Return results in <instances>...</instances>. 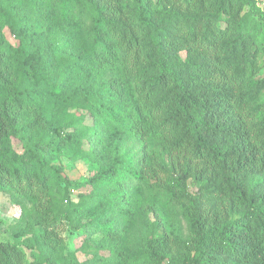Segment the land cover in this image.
I'll return each instance as SVG.
<instances>
[{
	"label": "trees",
	"instance_id": "16d2710c",
	"mask_svg": "<svg viewBox=\"0 0 264 264\" xmlns=\"http://www.w3.org/2000/svg\"><path fill=\"white\" fill-rule=\"evenodd\" d=\"M73 1L90 21V47L83 60L50 53L64 73L58 85L41 77L42 53L27 47L26 32L0 6V192L28 202L42 243L30 259L21 243L0 240V264H77L61 253L62 233L85 227H99L122 264H264V15L245 21L250 0ZM43 97L84 110L115 140L113 160L89 181L116 191L97 196L105 206L93 218L71 201L75 184L50 164L52 151L81 147L85 118L54 127ZM125 139L138 141L136 161L121 149ZM126 176L146 188L140 208L153 217L133 260L119 233L100 223L119 201L132 215Z\"/></svg>",
	"mask_w": 264,
	"mask_h": 264
},
{
	"label": "rangeland",
	"instance_id": "374dc122",
	"mask_svg": "<svg viewBox=\"0 0 264 264\" xmlns=\"http://www.w3.org/2000/svg\"><path fill=\"white\" fill-rule=\"evenodd\" d=\"M250 1L254 4L244 7L245 21L259 22L257 14L264 15V0ZM0 6L8 8L16 19L15 27L26 32L27 47L38 48L42 53L40 75L45 81L58 85L64 77V73L53 66L51 52L78 60H83L87 55L90 47V21L78 10L73 0H0ZM4 34L10 46L16 45L17 38L11 34L10 23L7 21ZM263 76L264 66L258 77ZM103 77L109 78L110 72H106ZM30 91L35 96L43 94V90L38 87H31ZM40 109L54 127H63L73 118H85L78 130L81 147L78 150L52 151L50 164L54 168L60 167L61 176L75 184L69 191L71 201L87 207L85 217L93 218L105 206V202L97 196L110 197L116 191L110 186L96 189L89 181L100 167L107 166L113 160L115 140L102 124L96 122L84 110L62 107L45 97ZM66 131L70 132L72 129L68 128ZM14 146L19 148L17 143H14ZM121 149L134 161L141 156L140 145L134 139L121 142ZM122 184L132 215H125L128 205L119 201L109 207L108 214L100 223L119 233L121 249L129 260H133L142 257L145 232L153 217L140 208V204L147 198L146 188L128 176ZM58 185L64 186L61 181ZM56 191L61 194L59 188ZM173 212L178 233L186 240L188 225L180 216L177 207L173 208ZM40 232L39 226L36 225V216L28 202L11 190L0 192V240L17 241L22 244L28 258H37L42 247L38 236ZM62 236V255L70 257L77 264H122L112 251V242L99 227H85L78 231L67 229ZM139 264L146 263L140 261Z\"/></svg>",
	"mask_w": 264,
	"mask_h": 264
}]
</instances>
